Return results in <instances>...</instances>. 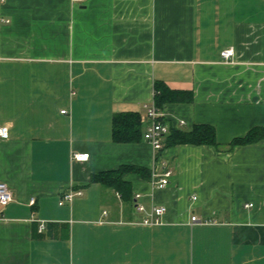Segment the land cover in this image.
Returning a JSON list of instances; mask_svg holds the SVG:
<instances>
[{"label":"crops","instance_id":"1","mask_svg":"<svg viewBox=\"0 0 264 264\" xmlns=\"http://www.w3.org/2000/svg\"><path fill=\"white\" fill-rule=\"evenodd\" d=\"M0 20V264H264V139L230 146L264 127V0H0ZM157 82L192 96L164 104L169 129L218 143L164 149L163 189L153 147L113 138L117 113L146 132ZM122 166L148 177L92 181Z\"/></svg>","mask_w":264,"mask_h":264},{"label":"trees","instance_id":"2","mask_svg":"<svg viewBox=\"0 0 264 264\" xmlns=\"http://www.w3.org/2000/svg\"><path fill=\"white\" fill-rule=\"evenodd\" d=\"M183 93L171 89L164 82L156 83L155 104L162 110L164 104L173 101L191 102L192 96L183 97ZM163 122V117L161 118ZM143 118L138 113H117L113 117V138L116 142H138L144 139ZM264 139V127H256L250 130L246 136L234 139L231 147L239 144L254 143ZM196 144V145H213L217 146L216 130L212 125H196L190 131H183L170 128L168 134L163 137V147ZM127 172L137 173L147 176L148 171L141 167L122 166L117 170L102 172L92 176V181L100 182L103 185L117 190L122 195H126L129 185L124 181L123 176ZM148 177V176H147Z\"/></svg>","mask_w":264,"mask_h":264},{"label":"built area","instance_id":"3","mask_svg":"<svg viewBox=\"0 0 264 264\" xmlns=\"http://www.w3.org/2000/svg\"><path fill=\"white\" fill-rule=\"evenodd\" d=\"M81 2L82 0H76ZM1 21V20H0ZM234 55L233 49L224 50L221 53L222 58L228 60ZM66 113V110L62 111ZM146 118L149 120V125L144 134V139L153 147L155 153V164L152 168V184L156 188H166L170 183V178L173 175V171L168 167L167 163L162 158V153L164 152L163 147V137L168 134L169 127L168 125L162 121L163 113L162 110L159 109L155 102L145 105ZM9 130L6 126H0V138L8 139L9 138ZM89 159V153H76L75 160L76 161H87ZM81 191H77L75 193L69 192L63 195L61 204L65 201H71L75 195H81ZM140 198V194L135 195L136 208L138 211H144L145 207L142 203L138 202ZM13 199V193L9 189V186L0 182V204L7 205ZM30 203L35 204V198L30 200ZM166 212L165 207H155L149 213L147 218L143 220L142 223L146 225H156L161 222V216ZM106 214V212L104 213ZM191 223H200L206 224L207 221H203L199 219L197 216H193L191 219ZM45 229V224L42 223L40 226V231Z\"/></svg>","mask_w":264,"mask_h":264}]
</instances>
